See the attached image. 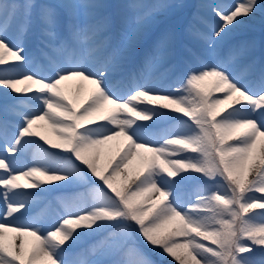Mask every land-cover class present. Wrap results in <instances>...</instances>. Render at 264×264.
<instances>
[{
	"label": "snow or ice",
	"instance_id": "snow-or-ice-1",
	"mask_svg": "<svg viewBox=\"0 0 264 264\" xmlns=\"http://www.w3.org/2000/svg\"><path fill=\"white\" fill-rule=\"evenodd\" d=\"M258 4L236 0L230 10H215L221 23L204 51H178L168 31L142 53L138 45L156 16L182 4L127 0L109 16L102 0H0V95L25 94L5 105L0 118V264H154L144 246L176 264L264 258V64L257 69L250 62L236 72L233 65L246 49L225 59L217 51L229 26L250 17ZM37 9L41 47L33 59L6 33L15 24L26 37ZM140 57L139 70L127 71ZM30 63L36 71L25 70ZM68 81L79 82L75 99L63 87ZM86 85L91 89L77 104ZM120 85L127 88L123 95L115 91ZM159 109L187 120L156 132ZM46 130L58 142L42 134ZM34 137L65 155L41 149L30 167L16 169L17 155L36 143ZM121 140L102 166L105 147L112 151V142ZM192 179L198 183L189 189ZM54 181L79 183L86 192L64 201L50 228L39 220L21 223L31 194L19 190L47 191L41 185ZM93 236L101 239L72 252Z\"/></svg>",
	"mask_w": 264,
	"mask_h": 264
},
{
	"label": "rangeland",
	"instance_id": "rangeland-1",
	"mask_svg": "<svg viewBox=\"0 0 264 264\" xmlns=\"http://www.w3.org/2000/svg\"><path fill=\"white\" fill-rule=\"evenodd\" d=\"M18 2L22 3L23 0H18ZM35 2L37 5H56L60 2V0H35ZM102 2L110 5V7L105 10V14L113 16L118 10L115 6L122 5L126 3L127 0H102ZM149 2H156V0H149ZM159 2L167 4L180 3L183 5V7L178 9H168L158 14L149 28L147 36L140 41L139 45H144V49L149 51L157 37H159L164 32L171 31L175 34L178 51L183 52V49L190 48L193 51L201 52L206 49L207 37L210 36L212 30L216 28L219 23H221L218 17L215 15V10H230L236 3V0H159ZM57 11L61 22H66L67 15L64 10L57 9ZM238 19L241 21V23L235 27L229 26L230 31L226 30L227 34L224 36V39L222 41H217V51L219 53L218 58L225 59L234 49L244 47L246 51L238 58L237 63L233 65L234 70L239 72L240 68L250 62H255L258 69L262 64H264V0H259L257 10L251 14L250 17H239ZM40 29L41 24L37 9L32 18L31 29L26 37L20 36L15 24L8 29L6 37L10 44L22 45L25 50L24 54L35 59L39 57V48L41 47ZM110 35H112L113 42L115 43L118 37L115 33ZM40 63H44V61H40ZM25 70L36 71L37 64L30 63ZM78 83L79 82L77 81H68L63 86L73 99H75V89ZM25 86L26 85H19L21 88ZM90 89L91 86L86 85V90L83 96H81L79 99H76L77 104L86 98ZM115 91H117L118 94L123 95L127 92V88L124 85H120L115 88ZM26 95H33V93ZM213 95L222 94L214 93ZM24 96L25 94H21L20 98H17V95H15L14 98L16 100L9 98L7 101V98H5L3 95H0V118L3 117V107L5 105H13L17 102V99H23ZM34 106L35 105H33V107ZM159 111L162 113V115L157 120L155 126L156 132L162 131L164 129H170L171 126L175 124L177 119L187 120V118L183 117L181 114L173 113L167 109H159ZM8 119L11 123H19V120L11 115H9ZM138 123L149 125L152 124V121H138ZM42 134L46 135L47 138L54 143L58 142L50 130H46ZM155 138L156 137L153 139ZM32 139H34L36 143L27 146L16 157L14 167L18 170H24L30 167L35 162L34 154L39 153L41 149L47 150L48 152L57 156L65 155V153H63L60 149L49 147V145L39 140L38 137H34ZM117 143H120L122 147L124 142L122 140L119 142L113 141L112 151H108L107 146L105 147L104 155H102L100 160V164L102 166L105 165L109 159L116 156L115 145ZM189 175L194 178L198 177L201 180L203 179L199 173H190ZM254 177L255 173L253 172L249 179H253ZM19 182L25 183L23 179ZM197 183L198 181L196 179L190 180L188 182V188L191 189ZM58 184H64L65 186L57 187ZM41 187L47 189V191L41 192L40 189L30 188L19 190L31 194L26 200V210L23 208L21 209V212L24 213V216L20 220L21 223L27 224L33 220H39L41 221L39 226L43 228H50L57 222V219L59 218L61 204L66 200L78 198L86 192V189L81 184L75 182L68 184L67 181H54L41 185ZM250 195L259 196L260 194L253 193ZM46 200L47 203L43 208V211L39 214H33L32 210H34L35 207H39L44 204ZM14 215H20V213H16ZM25 239L28 242L31 241L30 237H26ZM99 239H101V236L85 237L72 249V252L79 251L80 248L87 247ZM180 239L182 240L183 238ZM15 243L19 244V241H16ZM65 247H67V244ZM143 250L145 253H147L151 260L154 261V264H176V261H174L171 257H167L166 254L162 255L161 250L159 249H153L151 246H144ZM253 259L256 261V264H260V260L264 258H262L259 253H257Z\"/></svg>",
	"mask_w": 264,
	"mask_h": 264
},
{
	"label": "bare ground",
	"instance_id": "bare-ground-1",
	"mask_svg": "<svg viewBox=\"0 0 264 264\" xmlns=\"http://www.w3.org/2000/svg\"><path fill=\"white\" fill-rule=\"evenodd\" d=\"M129 70L132 72V71H138L139 69H137V68H135V67H131ZM15 95L19 96L18 98H20V96H21V94L12 93L9 97H11V96H15ZM154 137H155V136H153L152 138H154ZM42 211H43V209H42V210L40 209V211H38L36 214H39V213H41Z\"/></svg>",
	"mask_w": 264,
	"mask_h": 264
}]
</instances>
